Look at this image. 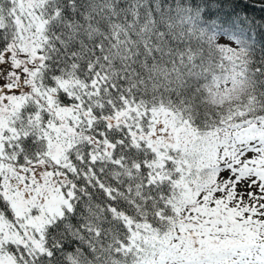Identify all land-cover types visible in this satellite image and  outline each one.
Masks as SVG:
<instances>
[{
	"label": "snow or ice",
	"instance_id": "1",
	"mask_svg": "<svg viewBox=\"0 0 264 264\" xmlns=\"http://www.w3.org/2000/svg\"><path fill=\"white\" fill-rule=\"evenodd\" d=\"M0 264H264V17L0 0Z\"/></svg>",
	"mask_w": 264,
	"mask_h": 264
},
{
	"label": "trees",
	"instance_id": "2",
	"mask_svg": "<svg viewBox=\"0 0 264 264\" xmlns=\"http://www.w3.org/2000/svg\"><path fill=\"white\" fill-rule=\"evenodd\" d=\"M254 0H248V3H252ZM240 9L245 11L249 16L255 17L257 20H260L261 17H264V12H261L258 8H252L245 5L243 0H240Z\"/></svg>",
	"mask_w": 264,
	"mask_h": 264
}]
</instances>
